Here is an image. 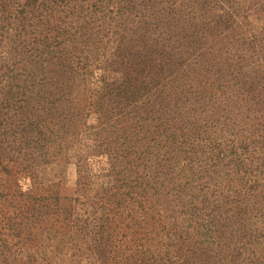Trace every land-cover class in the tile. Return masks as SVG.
<instances>
[{
  "label": "trees",
  "instance_id": "1",
  "mask_svg": "<svg viewBox=\"0 0 264 264\" xmlns=\"http://www.w3.org/2000/svg\"><path fill=\"white\" fill-rule=\"evenodd\" d=\"M13 171L0 264H264V0H0Z\"/></svg>",
  "mask_w": 264,
  "mask_h": 264
},
{
  "label": "rangeland",
  "instance_id": "2",
  "mask_svg": "<svg viewBox=\"0 0 264 264\" xmlns=\"http://www.w3.org/2000/svg\"><path fill=\"white\" fill-rule=\"evenodd\" d=\"M88 121L90 123L94 122L92 118L88 119ZM82 143H88V140ZM86 151L87 150L84 147V152ZM105 162H106V157L104 155L94 156L89 159V163L91 164L93 175H95V173L100 172L99 168L103 166ZM64 170H65L64 173L65 182L63 186L60 187V191L62 194H70L75 186V182L77 179L76 163L73 160H69L68 163L65 164ZM96 180H100V179L97 178ZM29 187H30V180L23 173H17L16 171H13L8 175L1 176L0 189L4 192L26 190ZM80 264H89V263L83 261Z\"/></svg>",
  "mask_w": 264,
  "mask_h": 264
}]
</instances>
